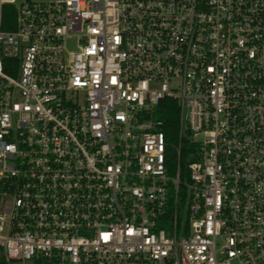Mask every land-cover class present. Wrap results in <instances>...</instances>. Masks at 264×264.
I'll return each mask as SVG.
<instances>
[{
	"label": "built area",
	"instance_id": "obj_1",
	"mask_svg": "<svg viewBox=\"0 0 264 264\" xmlns=\"http://www.w3.org/2000/svg\"><path fill=\"white\" fill-rule=\"evenodd\" d=\"M0 264H264V0H0Z\"/></svg>",
	"mask_w": 264,
	"mask_h": 264
},
{
	"label": "trees",
	"instance_id": "obj_2",
	"mask_svg": "<svg viewBox=\"0 0 264 264\" xmlns=\"http://www.w3.org/2000/svg\"><path fill=\"white\" fill-rule=\"evenodd\" d=\"M5 12V10H4ZM4 21L6 14L3 13ZM5 29V24L2 25ZM154 118L159 122V130L163 132L165 138L170 142H177L178 138V108L176 102L171 99H164L160 101L154 110ZM186 161L185 152L182 151L179 159L181 171L184 172V163ZM176 162V159H175ZM172 172V171H171Z\"/></svg>",
	"mask_w": 264,
	"mask_h": 264
},
{
	"label": "rangeland",
	"instance_id": "obj_3",
	"mask_svg": "<svg viewBox=\"0 0 264 264\" xmlns=\"http://www.w3.org/2000/svg\"><path fill=\"white\" fill-rule=\"evenodd\" d=\"M6 14V21L8 22H12V20H14V15L11 13L10 9H5ZM68 47L69 49H74V41L70 40L68 41Z\"/></svg>",
	"mask_w": 264,
	"mask_h": 264
}]
</instances>
